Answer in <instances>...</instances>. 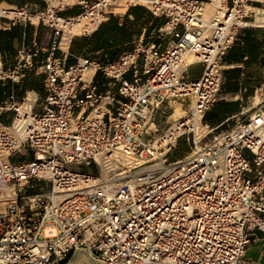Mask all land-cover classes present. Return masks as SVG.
Instances as JSON below:
<instances>
[{"label": "built area", "instance_id": "built-area-1", "mask_svg": "<svg viewBox=\"0 0 264 264\" xmlns=\"http://www.w3.org/2000/svg\"><path fill=\"white\" fill-rule=\"evenodd\" d=\"M41 1L42 11L1 15L12 24L36 18L54 38L47 49L21 47L7 73L19 79L35 66L45 97L29 90L0 103V115L14 112L0 121V192H16L0 197V264H67L82 252L97 264H242L252 232L264 229V96L261 107L219 125L205 115L224 57L264 0ZM117 4L164 18L157 39L111 63L84 56L67 64L73 22L86 18L82 34H91ZM75 5L81 13L63 14ZM188 53L196 63L185 64ZM196 64L201 73L191 78ZM99 71L107 89L97 86ZM174 103H188L177 119ZM179 143L195 154L172 159Z\"/></svg>", "mask_w": 264, "mask_h": 264}, {"label": "crops", "instance_id": "crops-1", "mask_svg": "<svg viewBox=\"0 0 264 264\" xmlns=\"http://www.w3.org/2000/svg\"><path fill=\"white\" fill-rule=\"evenodd\" d=\"M1 3L26 7L30 5L31 9H39L45 4L41 0H0ZM130 8H132L131 11H129ZM113 9L117 12H125L127 10L126 7L121 6H115ZM81 10V6L75 5L65 9L63 14L74 16L80 13ZM110 12L114 11L111 10ZM114 16H116V19L105 25L102 23L103 25H100L101 29L99 27L98 31L87 34L86 36L88 37H74V43L70 47V55L66 61L67 64L76 62V57H84L83 55H88L89 51L98 49L99 45L94 42V39L97 36L100 39L103 29L112 27L111 25L114 21L118 20L120 26L118 31L122 30L121 27L128 28V25L134 29L136 26L140 27L143 25L141 27L142 32L139 34L143 37L147 30L152 33L162 20V18L159 19L160 17L152 15L146 7L141 5L129 7L125 15L117 17L118 15L115 13ZM109 18L110 15L106 20ZM147 19H150V21H147ZM255 21L250 26L240 29L236 40L225 56L223 62L225 76L223 78L222 87L223 85L224 87L222 94L205 115V118L207 117L205 121L211 125H219L241 110L249 111L253 107L249 105V99L253 96L252 100H254V96L258 93H261L262 97L264 96V26L254 24ZM137 37H139L138 34H132L122 41H113L112 37L109 40L110 43L106 46L113 47L122 42L132 44L137 41ZM53 38L51 28L43 23L12 24L9 19L0 17V103L12 94L16 99L21 100L27 91L37 90V86L43 88V75L37 72L35 66L24 69L19 79H12L7 76V73L13 70L16 65L17 52L21 47L28 46L33 48L36 45L39 48L47 49L51 45ZM98 51H102V49ZM46 55L45 52H42L36 56L34 58L35 65L41 63ZM57 56L60 57L61 53H57ZM86 73L91 77L94 75L95 70L91 69ZM195 77L197 75H193L192 78ZM100 78L101 76L97 74V81ZM87 80H90V78H87ZM37 92L43 100L45 91L42 93L37 90ZM182 105V103H177L173 113L178 111L179 116H181L180 113H184ZM37 108L39 109V105ZM13 116V111L5 112L0 115V121L9 124ZM251 236L252 239L246 246L242 264H264V229H255Z\"/></svg>", "mask_w": 264, "mask_h": 264}, {"label": "rangeland", "instance_id": "rangeland-1", "mask_svg": "<svg viewBox=\"0 0 264 264\" xmlns=\"http://www.w3.org/2000/svg\"><path fill=\"white\" fill-rule=\"evenodd\" d=\"M1 6L5 7V8L26 7V6H20V5H12V4L10 5L8 3H1ZM121 7H126L127 10L125 12H117L113 8H109L108 10H110V11L112 10L114 12H110L109 13L110 18L108 20H106L105 22H103V24L105 25L106 23L111 22L113 19H116V16H114L115 13H116V15H118L117 17H120L121 15H125V13L128 11V7L124 6V5H121ZM45 8H46V3L39 9H35V8L31 9L30 5L28 7H26V9L28 11H32V12L42 11ZM1 15L2 14H0V17H1ZM5 19H9V18H5ZM159 19H161V17ZM147 21H150V19H147ZM163 22H164V18H162L161 23L158 25V27ZM111 26L117 29V31L115 32L114 36H112L113 37V41L114 40L122 41V40L126 39L127 36H131L132 34L133 35L138 34L139 37H137V41L135 43L125 44L124 42H122L120 44L114 45L113 47H109V46H106L108 43H110L109 40H107L106 38H107V34H110V32L107 33V31H110V30H108L109 28H104L103 29V34L100 37V39H98L99 36H97L96 39H94V42H96V44L99 45L98 49L96 48V49H93L92 51H89L90 53H88V55L86 54V56L90 57L91 59H95L97 61H100L101 63H105V64L108 63V62L111 63V62H114V61L118 60L120 58V56L125 51L134 49L135 46L139 45L141 42L146 43L147 41L152 40V38H150V36H154V39H157V35L155 34L156 32L149 33L148 30L145 32V35L143 37H141V35H139V34H141V32H142V28L141 27H143V25H141L140 27L136 26L135 29L128 25V28L121 27L122 30L118 31V27H120V26H119L118 20H117V21H114ZM99 29H101V27ZM82 33H83V31L80 32L78 35L76 34L75 37H84V38L88 37V36H86L87 34H82ZM164 41L167 42L168 39L166 38ZM73 43H74V41H72L70 47H72ZM101 49H102V51H98V50H101ZM83 56H85V55H83ZM142 60H143L142 55H140V58H139V64L140 65L142 63ZM224 60H225V57L223 59V62H224ZM201 69H202V66L200 64H196V65L192 66L190 71H189V74H190L191 78L193 77V75H197V77H198L200 75V73H201ZM97 74H99L101 76L99 81H97V79L95 78L97 86L99 88L103 89V90L107 89V87H108L107 86L108 78H106L105 75L103 74V72H101V71H99ZM223 74L225 76L224 71H223ZM127 76H131V73L129 72ZM222 91L223 90H222V87H221V89H220V91H219V93L217 95V98L219 96H221ZM259 94H261V93H259ZM252 97L249 99V105L250 106H254L253 101H254V103H257V101L255 99V96L253 98L254 100H252ZM261 99H263L262 98V94H261ZM41 101H42V98L40 96V102ZM176 104L177 103H174V107H175ZM187 105H188V103H185V104L182 105L184 113H185V110L187 108ZM39 107H41V106L39 105ZM256 107L257 108L261 107V104L256 105ZM184 113H181V116L184 115ZM178 117H180V116H178ZM178 117H176L175 119H177ZM172 119H174V118L172 117ZM228 124L230 126H232L234 124V121H230ZM223 127H227V125H224ZM188 150H189V148L187 147L186 144H184V143L180 144L179 143V145L177 146V148L173 152L172 159L173 158H182L186 154V152H189ZM69 168L76 169V168H78V166L77 165H71ZM81 168H83L85 170H89V171H94L95 170V166L82 165Z\"/></svg>", "mask_w": 264, "mask_h": 264}, {"label": "bare ground", "instance_id": "bare-ground-1", "mask_svg": "<svg viewBox=\"0 0 264 264\" xmlns=\"http://www.w3.org/2000/svg\"><path fill=\"white\" fill-rule=\"evenodd\" d=\"M11 5V4H10ZM121 5H124L126 6L125 4H117L116 6H121ZM14 9H16L15 7L14 8H5L3 6H1L0 4V14H6L7 16L9 17H12V16H15V14H18V12H16ZM214 9V6L212 4H208L207 5V10L209 12H211L212 10ZM256 20V21H255ZM254 21V24H260L259 26L263 25L264 26V11L262 10H258V13L256 15V19ZM35 22H37L36 18L34 19ZM86 18L84 17H81L79 21H75L73 22V26H72V32L76 35H78L80 32L84 31V28L87 27L88 25H86ZM67 39H64V43L63 44H66V41ZM67 47V46H65ZM197 62V59L196 57L192 54V53H188L185 57V64L187 65H190V64H194ZM1 64V62H0ZM91 69H94V68H91ZM91 69H85L84 70V73L82 75V79L86 81V79L88 78H92L89 77L87 75V71L88 70H91ZM95 70V69H94ZM263 98V97H262ZM255 99L257 101V103H253L254 105H258L261 103V101L263 99H261V94H257L255 96ZM100 108H96L91 115H95L98 111H99ZM177 109V108H176ZM181 114V113H180ZM179 114H178V111L177 112H174L172 114V117L175 119L176 117H178ZM204 134V131H203V127L202 126H199L198 130H197V138H201ZM195 153L194 152H189L188 153V157H192ZM14 195H16V192L14 191L13 187H6L5 190H2L0 192V197L1 198H8V197H13ZM67 264H97L94 259L91 257V255L87 252H82L80 254H78L74 259H72L70 262H68Z\"/></svg>", "mask_w": 264, "mask_h": 264}, {"label": "trees", "instance_id": "trees-1", "mask_svg": "<svg viewBox=\"0 0 264 264\" xmlns=\"http://www.w3.org/2000/svg\"><path fill=\"white\" fill-rule=\"evenodd\" d=\"M131 9H132V8H130L129 11H131ZM80 13H81V12H80ZM78 14H79V13H78ZM115 24H116V23H115ZM12 30H13V28H12ZM108 30H110V31H107V33L110 32V34H107V38H106V39H107V40H110L111 37L114 36V34H115V32L117 31V29L114 28V27H109ZM223 87H224V85H223ZM223 87H222V90H223ZM36 89L39 90L40 92L44 93V88H40V87L37 86ZM37 90H36V91H37ZM205 120H207V117L205 118Z\"/></svg>", "mask_w": 264, "mask_h": 264}]
</instances>
